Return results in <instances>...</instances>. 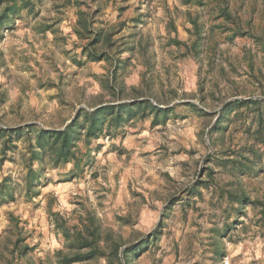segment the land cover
<instances>
[{
  "label": "rangeland",
  "instance_id": "374dc122",
  "mask_svg": "<svg viewBox=\"0 0 264 264\" xmlns=\"http://www.w3.org/2000/svg\"><path fill=\"white\" fill-rule=\"evenodd\" d=\"M1 21L0 264H264V102L234 103L264 101V0H3ZM106 105L76 158L32 156Z\"/></svg>",
  "mask_w": 264,
  "mask_h": 264
},
{
  "label": "trees",
  "instance_id": "16d2710c",
  "mask_svg": "<svg viewBox=\"0 0 264 264\" xmlns=\"http://www.w3.org/2000/svg\"><path fill=\"white\" fill-rule=\"evenodd\" d=\"M2 1L3 0H0V3ZM9 9L8 11L5 10L3 12L2 17L4 15H8ZM225 12H229V9L228 11H225ZM1 23L3 22L1 21L0 24ZM102 32H103V29H99L97 31V38H96L95 43L100 41V36L102 35ZM119 61H120V65L126 62V60H119ZM261 102H264V101L255 99V100H238L234 103L239 104L240 106H243V105H249L252 103L254 104L261 103ZM147 103L150 104L149 101ZM152 107L154 109H157L156 106H152ZM115 108L116 107L114 106L106 105V106L99 107L92 112L86 109H81L78 116L75 117V119H73L64 129H58V128L49 129V130L42 129L38 136V146H37L39 147L40 152L33 151L32 156L39 159L41 163H43L46 158L51 159L55 163H62V162L69 161L71 159L76 158V155H77L76 148H77L78 142L81 139L80 129L83 127H87L86 132L88 135L96 134V132H98L103 125L102 117L105 116L106 114L107 115L115 114L116 113ZM81 117H83L84 121H81ZM120 119H123V115L120 117ZM222 119H224V117L220 119L219 123L221 122ZM13 130L14 129H11L9 131H13ZM16 130H19V129L17 128L14 131ZM83 240H85L84 237H83ZM130 251H131V248L127 252H130ZM94 254L95 253L91 251L88 254H86L87 258H83V257L82 259L72 258V259L65 260V263H71V262H75L78 260L90 259L91 257L94 256ZM76 255H80V254H76ZM125 260L127 261L126 255H125Z\"/></svg>",
  "mask_w": 264,
  "mask_h": 264
},
{
  "label": "water",
  "instance_id": "95a60500",
  "mask_svg": "<svg viewBox=\"0 0 264 264\" xmlns=\"http://www.w3.org/2000/svg\"><path fill=\"white\" fill-rule=\"evenodd\" d=\"M254 98H259V99H264V97H262V96H256V97H254ZM238 99H241V98H238ZM73 120V119H72ZM71 120V121H72Z\"/></svg>",
  "mask_w": 264,
  "mask_h": 264
}]
</instances>
